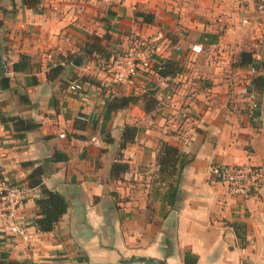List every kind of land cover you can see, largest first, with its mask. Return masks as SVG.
<instances>
[{
	"label": "crops",
	"instance_id": "0c3cea01",
	"mask_svg": "<svg viewBox=\"0 0 264 264\" xmlns=\"http://www.w3.org/2000/svg\"><path fill=\"white\" fill-rule=\"evenodd\" d=\"M91 36L101 39L102 52L85 55ZM135 41L149 51V67L129 83H114L103 67ZM0 42L9 78L0 88V114L37 123L18 138L12 122L0 118V183L24 188L18 223L29 236L11 233L0 218V262L145 257L184 264L189 250L195 264H264V14L252 0H41L37 8L0 0ZM195 44L200 52L192 51ZM20 54L28 64L15 71ZM72 82L81 90L68 88ZM128 95L136 101L109 108L114 97ZM151 95L155 104L146 110L143 98ZM125 125L137 130L121 148ZM160 141L188 160L174 208L155 174ZM56 152L66 159H53ZM245 163L262 172L248 198L211 177L213 166ZM36 167L41 185L30 187ZM44 188L67 206L51 231L40 232L35 200Z\"/></svg>",
	"mask_w": 264,
	"mask_h": 264
},
{
	"label": "trees",
	"instance_id": "16d2710c",
	"mask_svg": "<svg viewBox=\"0 0 264 264\" xmlns=\"http://www.w3.org/2000/svg\"><path fill=\"white\" fill-rule=\"evenodd\" d=\"M21 3L28 8H37L41 3V0H21ZM138 16L142 18L144 22H151L153 20L154 15L151 12H138ZM83 52L85 55L91 54L93 52H102V44L101 39L96 36H91L87 42L84 44ZM244 55V54H242ZM28 57L25 54H20L19 60L13 63L12 68L15 71L23 70L27 67ZM165 65H161L159 72L165 74L163 72ZM54 70L59 69L53 68ZM47 76L51 78L50 73H47ZM37 82L36 77H31V84H35ZM9 86V78L7 76H3L0 78V88L6 89ZM136 101V96L128 95V96H119L114 97L109 102L110 109H116L119 107H123ZM145 101L144 108L147 110L151 108L155 104V99L153 96H145L143 98ZM1 115V121H11L12 127L14 131V135L18 138L24 137L27 130L37 127V123L32 120H25L20 117H7ZM136 128L132 125H125L121 135L120 147H124L127 143H130L134 140ZM53 159L56 161L66 159L65 154H61L56 152L53 156ZM188 160L184 159V154L175 146L168 144L165 141H160L158 145V149L155 157V174L157 176V180L161 183H165L167 185V190L165 192V203L170 207L174 208L176 206L177 195L179 191V181L180 174L183 167L186 165ZM28 162L27 164H30ZM118 168V165L114 163L111 168V176H115ZM122 167V169H124ZM118 170V169H117ZM43 171L40 167H36L33 172L27 177V184L30 187L41 185V176ZM44 196L35 200L36 205V218L34 220L35 227L40 232L51 231L54 225L57 223L61 215L66 210V201L65 198L59 194L58 192L48 190L44 188ZM235 227L237 232V237L242 238L240 233V228H243V224H237ZM197 261V257L191 253L189 250L184 251L183 262L184 264H195ZM0 264H14V262H0Z\"/></svg>",
	"mask_w": 264,
	"mask_h": 264
},
{
	"label": "built area",
	"instance_id": "2783aa9c",
	"mask_svg": "<svg viewBox=\"0 0 264 264\" xmlns=\"http://www.w3.org/2000/svg\"><path fill=\"white\" fill-rule=\"evenodd\" d=\"M256 11L264 14V0H252ZM141 41H135L131 46L121 53L116 54L108 64L103 68L114 83H129L139 68L149 67V51L144 50ZM192 51L200 52L201 46L198 44L191 46ZM255 72L254 68L250 69ZM68 88L71 90H81L79 82H72ZM247 100L250 106L255 109L258 106L256 93L251 91L247 94ZM95 144L98 141L92 139ZM211 177L215 181L227 185L229 192L241 198H248L259 188L262 181V172L253 164L236 165H216L211 168ZM24 188L20 184H11L7 182L0 183V218L9 224V230L13 234H21L23 239H28V234L23 232V228L18 223L20 215V204L23 198Z\"/></svg>",
	"mask_w": 264,
	"mask_h": 264
},
{
	"label": "water",
	"instance_id": "95a60500",
	"mask_svg": "<svg viewBox=\"0 0 264 264\" xmlns=\"http://www.w3.org/2000/svg\"><path fill=\"white\" fill-rule=\"evenodd\" d=\"M74 64L77 66L82 65V57L81 56H76L74 59ZM5 61L2 55V50H1V42H0V78L5 76ZM134 260H139V261H146V262H151L154 264H165L164 261L157 260V259H151V258H145V257H136V258H130V259H121L119 261V264H125Z\"/></svg>",
	"mask_w": 264,
	"mask_h": 264
}]
</instances>
